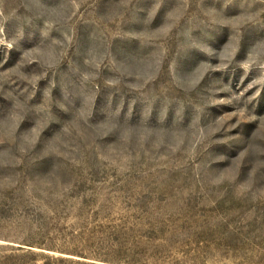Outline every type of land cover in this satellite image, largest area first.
<instances>
[{
	"label": "rangeland",
	"instance_id": "obj_1",
	"mask_svg": "<svg viewBox=\"0 0 264 264\" xmlns=\"http://www.w3.org/2000/svg\"><path fill=\"white\" fill-rule=\"evenodd\" d=\"M0 264H264V0H0Z\"/></svg>",
	"mask_w": 264,
	"mask_h": 264
}]
</instances>
